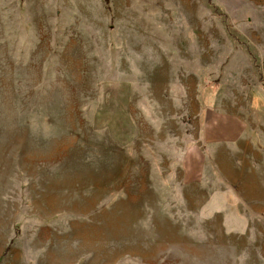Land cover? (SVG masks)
Segmentation results:
<instances>
[{
  "label": "rangeland",
  "instance_id": "rangeland-1",
  "mask_svg": "<svg viewBox=\"0 0 264 264\" xmlns=\"http://www.w3.org/2000/svg\"><path fill=\"white\" fill-rule=\"evenodd\" d=\"M0 264H264V0H0Z\"/></svg>",
  "mask_w": 264,
  "mask_h": 264
},
{
  "label": "trees",
  "instance_id": "trees-1",
  "mask_svg": "<svg viewBox=\"0 0 264 264\" xmlns=\"http://www.w3.org/2000/svg\"><path fill=\"white\" fill-rule=\"evenodd\" d=\"M224 22L226 23V25H227L226 27L227 28H231V26H230V24L228 22V18L227 17L224 18Z\"/></svg>",
  "mask_w": 264,
  "mask_h": 264
}]
</instances>
